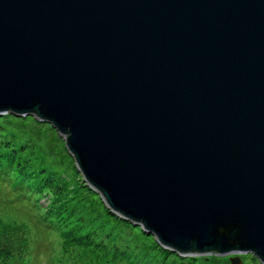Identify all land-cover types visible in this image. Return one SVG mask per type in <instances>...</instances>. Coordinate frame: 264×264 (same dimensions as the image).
I'll list each match as a JSON object with an SVG mask.
<instances>
[{
	"label": "water",
	"instance_id": "95a60500",
	"mask_svg": "<svg viewBox=\"0 0 264 264\" xmlns=\"http://www.w3.org/2000/svg\"><path fill=\"white\" fill-rule=\"evenodd\" d=\"M6 114L163 249L264 264V0H0Z\"/></svg>",
	"mask_w": 264,
	"mask_h": 264
},
{
	"label": "trees",
	"instance_id": "16d2710c",
	"mask_svg": "<svg viewBox=\"0 0 264 264\" xmlns=\"http://www.w3.org/2000/svg\"><path fill=\"white\" fill-rule=\"evenodd\" d=\"M6 120L19 123L6 126ZM24 120H30L32 126H25ZM42 126L57 135L51 126L33 117L0 116V189L2 186L10 189L12 203L22 200L21 196L28 197L32 218L41 227L59 233L63 253L82 249L94 256L93 264H219L223 261L215 256H178L160 247L140 227L111 214L99 196L82 183L73 164L58 162L43 148L33 145ZM40 196L45 200L43 204L39 202ZM32 244L27 226L0 220V264H29Z\"/></svg>",
	"mask_w": 264,
	"mask_h": 264
},
{
	"label": "rangeland",
	"instance_id": "374dc122",
	"mask_svg": "<svg viewBox=\"0 0 264 264\" xmlns=\"http://www.w3.org/2000/svg\"><path fill=\"white\" fill-rule=\"evenodd\" d=\"M30 122H31L30 120H24L25 126L28 127L32 126ZM12 123H19V122H15V121L10 122V120H8L6 122V126L7 125L14 126V124ZM44 125L50 126L48 124H44ZM39 131H40L39 136L35 137L36 139L33 142V145L43 148L46 151V153L49 154V156L57 158V160H59L58 162L64 161L66 162V165L67 163L74 165V161L65 150L63 140L58 135L54 134V131L49 130V127L47 128L43 126L41 127V129H39ZM55 136L59 137L57 138L58 140L54 138ZM9 190H10L9 188L4 186H2L0 189V220L4 223H15L16 225H20L21 223H23L24 226H27L29 228L30 239L31 242L33 243L31 245L32 248V256H31L32 259L30 261L31 264H93L94 263L93 260L94 256L89 255L87 252H85L82 249H71L68 251V253H63V248L61 246V238L59 233L56 231L47 230L41 227L39 223L37 224L35 222V219L32 218L33 215V211L31 209L32 205L29 204L28 197L26 195H24V197L20 195L22 200L27 199L26 202L19 200V202L15 201L16 203H12L13 198L9 194L10 193ZM18 193L22 194L21 192ZM38 198L40 203L43 204L45 202L43 197L40 196ZM27 212L29 213L27 214ZM230 257L233 258L235 256H230ZM252 257L255 258L254 256L248 254L238 255L241 264H260L256 258H255L256 261H253ZM220 258H222L223 261H219V264H224V262H228V264H230L229 257H220ZM146 262H148V259H146Z\"/></svg>",
	"mask_w": 264,
	"mask_h": 264
}]
</instances>
